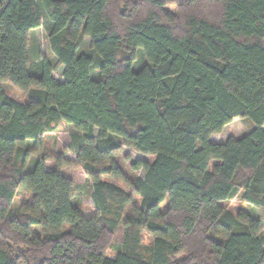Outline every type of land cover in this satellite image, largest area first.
I'll list each match as a JSON object with an SVG mask.
<instances>
[{
	"label": "trees",
	"instance_id": "trees-1",
	"mask_svg": "<svg viewBox=\"0 0 264 264\" xmlns=\"http://www.w3.org/2000/svg\"><path fill=\"white\" fill-rule=\"evenodd\" d=\"M42 15L62 82L29 57ZM236 118L246 134L211 140ZM59 122L75 161L37 153ZM263 125L264 0H0V264H264L260 222L225 206L264 211ZM122 146L152 160L127 174Z\"/></svg>",
	"mask_w": 264,
	"mask_h": 264
},
{
	"label": "rangeland",
	"instance_id": "rangeland-1",
	"mask_svg": "<svg viewBox=\"0 0 264 264\" xmlns=\"http://www.w3.org/2000/svg\"><path fill=\"white\" fill-rule=\"evenodd\" d=\"M43 24L41 27L37 28L30 35L28 41V51L29 57L33 60H45L47 61L52 69V76L57 80L63 81V66L57 63L56 58L52 55L49 43H48V33L46 30L47 20L44 15H42ZM88 40L84 42V46H87ZM87 47H84L86 50ZM138 68L146 67L144 63H138ZM144 69V68H143ZM146 69V68H145ZM2 92L12 100L22 103L26 101L25 93L18 90L16 87L10 83H5L1 87ZM252 127L251 121L248 118H236L232 120L228 125H226L223 130L211 137V140L218 143H223L229 137L239 138L242 135L246 134ZM264 130V125L262 127ZM77 132L74 131L71 126L64 122H59L53 127V131L42 136L43 144L36 147L38 155H62L64 158L69 161H75L73 153L69 149V143L72 135H76ZM27 147H34L32 143H29ZM119 160L127 174L131 173V166L138 161H151L152 157L142 156L126 146H122L121 152L119 155ZM214 161H211L209 164V169L211 168ZM48 168L53 167V163L46 162ZM64 176L71 181L76 186V191L81 196V212L85 216H91L94 211V205L92 202V185L91 182L87 179L86 174L82 169L79 168H64L61 170ZM138 176L143 177L142 171H137ZM108 182L115 184L123 188L126 192H130V189L125 186V183L121 180H114L110 178H104ZM30 196L23 192H19L14 200L13 208L18 210L28 203ZM226 208L232 211L234 214L241 213L243 220H257L261 224V231L259 236L264 237V211L246 202L242 201L240 196L235 197L233 200L225 204ZM148 243V241H146ZM112 252L109 253V256H113Z\"/></svg>",
	"mask_w": 264,
	"mask_h": 264
}]
</instances>
